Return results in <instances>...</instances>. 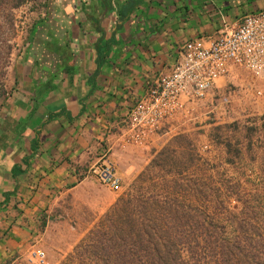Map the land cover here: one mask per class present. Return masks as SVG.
I'll return each instance as SVG.
<instances>
[{
  "label": "crops",
  "instance_id": "crops-1",
  "mask_svg": "<svg viewBox=\"0 0 264 264\" xmlns=\"http://www.w3.org/2000/svg\"><path fill=\"white\" fill-rule=\"evenodd\" d=\"M32 2L29 48L0 106V264H15L42 229L81 221L82 204L100 188L77 171L103 147L117 166L118 121L171 67L178 45L215 36L222 17L264 9V0ZM115 199L109 192L101 205Z\"/></svg>",
  "mask_w": 264,
  "mask_h": 264
},
{
  "label": "rangeland",
  "instance_id": "rangeland-1",
  "mask_svg": "<svg viewBox=\"0 0 264 264\" xmlns=\"http://www.w3.org/2000/svg\"><path fill=\"white\" fill-rule=\"evenodd\" d=\"M1 1L0 105L16 89V65L27 54L30 31L37 20L26 18L24 23H19L24 16L19 4L25 0ZM27 7L33 9L35 5ZM224 83L232 82L227 78ZM237 99L241 102L235 100L233 114L227 122L207 125L200 130L197 124L175 119L146 144L120 147L122 153L116 157L120 188L110 190L95 182L100 190L95 191V196L90 194L82 204L81 221L70 216L64 229L50 226L47 231L42 229L44 235L25 245L15 264H27L26 250L32 245L47 251L51 264H87L67 255L90 230L97 228L98 222L104 221L105 212L111 211L119 197L134 190H146L156 194L158 199L175 195L182 204L197 209L195 218L199 214L210 218L216 228L210 238L218 237L226 244L222 250L217 245L215 250L227 251L224 253L230 259L228 264H264V111L261 116H250L246 110L250 102L245 98ZM262 100H259L260 109L264 108ZM208 139L214 142V152H200V145ZM2 170L0 168V173ZM109 192L116 195V199L103 207L102 201ZM198 232L197 228L190 236L197 235L202 244L204 238ZM203 247L196 250L199 264H213L209 251ZM65 253L67 255L62 257ZM182 258L184 264H189L185 251Z\"/></svg>",
  "mask_w": 264,
  "mask_h": 264
},
{
  "label": "built area",
  "instance_id": "built-area-1",
  "mask_svg": "<svg viewBox=\"0 0 264 264\" xmlns=\"http://www.w3.org/2000/svg\"><path fill=\"white\" fill-rule=\"evenodd\" d=\"M32 4V0L19 4V9L24 10L19 23L28 18L26 13L31 7L27 6ZM227 78L232 82L230 85L224 83ZM237 97L250 102L246 107L250 116L262 115L264 9L234 21L222 17L215 36L202 35L178 45L171 67L133 99L118 121L119 144L121 147L146 144L175 119L197 124L200 130L227 122L235 100L241 102ZM201 117L206 119L202 121ZM213 145L211 139L205 140L200 152H212ZM87 178L110 190L120 187L110 148L103 147L87 168L77 171L79 181ZM25 260L27 264H51L46 251L34 245L27 248Z\"/></svg>",
  "mask_w": 264,
  "mask_h": 264
},
{
  "label": "trees",
  "instance_id": "trees-1",
  "mask_svg": "<svg viewBox=\"0 0 264 264\" xmlns=\"http://www.w3.org/2000/svg\"><path fill=\"white\" fill-rule=\"evenodd\" d=\"M110 210L104 221L75 245L71 259L87 264H184L185 251L189 264H199L196 250L205 246L213 264L230 261L227 251L215 250L226 244L218 237L210 238L216 230L211 219L203 214L195 218L197 209L182 204L175 195L158 199L146 190H134L119 197ZM197 228L204 238L202 244L197 235L190 236Z\"/></svg>",
  "mask_w": 264,
  "mask_h": 264
}]
</instances>
